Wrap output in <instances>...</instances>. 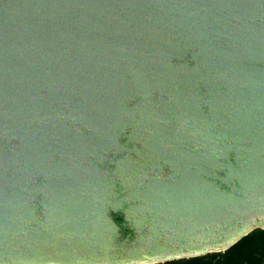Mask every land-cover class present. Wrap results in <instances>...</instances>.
<instances>
[{
    "label": "water",
    "instance_id": "1",
    "mask_svg": "<svg viewBox=\"0 0 264 264\" xmlns=\"http://www.w3.org/2000/svg\"><path fill=\"white\" fill-rule=\"evenodd\" d=\"M264 231V0H0V264H164Z\"/></svg>",
    "mask_w": 264,
    "mask_h": 264
},
{
    "label": "trees",
    "instance_id": "2",
    "mask_svg": "<svg viewBox=\"0 0 264 264\" xmlns=\"http://www.w3.org/2000/svg\"><path fill=\"white\" fill-rule=\"evenodd\" d=\"M164 264H264V231L255 230L225 253Z\"/></svg>",
    "mask_w": 264,
    "mask_h": 264
}]
</instances>
